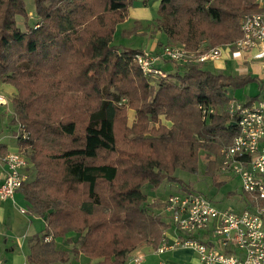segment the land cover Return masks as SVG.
<instances>
[{"label":"trees","instance_id":"trees-1","mask_svg":"<svg viewBox=\"0 0 264 264\" xmlns=\"http://www.w3.org/2000/svg\"><path fill=\"white\" fill-rule=\"evenodd\" d=\"M135 1L33 0V24L23 0H0V81L16 90L12 124L29 134L18 142L35 171L19 191L29 216L45 220L29 264L80 256L125 264L140 245L157 248L169 224L147 211L144 188L169 183L194 192L175 173L196 174L201 151L220 187V150L236 132L227 92L264 87L205 64L182 65L181 74L151 84L133 62L141 51L112 46ZM256 10V0H161L156 28L165 39L158 46L204 53L232 43L242 18ZM200 106L219 112L203 121ZM69 233L77 235L70 255L55 245Z\"/></svg>","mask_w":264,"mask_h":264},{"label":"built area","instance_id":"built-area-1","mask_svg":"<svg viewBox=\"0 0 264 264\" xmlns=\"http://www.w3.org/2000/svg\"><path fill=\"white\" fill-rule=\"evenodd\" d=\"M257 10L245 15L240 24V38L236 41L200 53L178 46H166L158 54L141 51L133 58L143 76L153 84L168 76L157 67L166 60L180 65L214 63L226 54L255 53L264 57V0H256ZM0 95V106H6ZM202 120L215 114L213 107H199ZM226 113L234 124L235 135L220 150V174L238 178L243 209H218L211 200L196 192L179 191L164 201L163 214L169 229L162 233L157 252L184 248L192 250L201 264H264V101L250 105L231 102ZM17 140L28 139L24 126L15 124ZM4 175L0 182V201L12 200L30 182L28 160L21 151L9 152L2 158ZM22 214L26 212L21 210ZM174 239L168 243V231ZM50 242V238L45 239ZM142 256L131 259L141 264ZM0 264H7L0 260Z\"/></svg>","mask_w":264,"mask_h":264},{"label":"crops","instance_id":"crops-1","mask_svg":"<svg viewBox=\"0 0 264 264\" xmlns=\"http://www.w3.org/2000/svg\"><path fill=\"white\" fill-rule=\"evenodd\" d=\"M161 0H136L132 7L128 10V17L127 19L120 25L116 27V31L114 34V39L112 46H114L118 51H129V50H137V51H148L152 52L153 54H158L161 52V48L158 44L160 41L165 39L164 35L156 28V23L158 20V9ZM155 28V29H154ZM154 29V30H153ZM142 37L146 41V45L143 48H130L127 47L129 45H123L122 42L124 40H130L133 37ZM119 38L120 41L116 45V38ZM259 56L257 54L250 53V54H226L223 53L221 59L217 62L211 63L214 64V72H220L227 75L232 76H243V75H250L252 77L257 78L262 85H264V60L260 61V65H253L255 67L254 71L256 74L252 75V70L248 69L245 66H250V63H253L257 60ZM264 58V57H263ZM229 61L230 63L236 62L244 67L248 73H237L236 70H232L230 68V73H225V63ZM205 66V65H204ZM157 67L162 70L167 76L171 79L172 76L176 75L177 73L181 74L183 72V66L180 64H175L172 62H168L166 60H162L157 63ZM244 71V70H243ZM236 74V75H235ZM0 95L3 96L6 101V106H0V108H5L7 110V114H0L2 116L4 123L11 124L13 118V111L12 108H9V101L12 102L10 98L16 95V90L13 89L12 86L4 84L0 81ZM258 101H260L258 99ZM262 101V100H261ZM257 102V101H256ZM246 104V101L244 102ZM4 112V111H3ZM132 112V111H131ZM133 119H134V113ZM2 121V120H1ZM133 121V120H132ZM12 137L14 141L12 142V138L8 135H4L0 137V182L4 175L5 169L2 163V158L9 152H17L21 151L20 145L18 140L13 133ZM33 171V170H32ZM32 173V174H31ZM28 174L30 177V182L35 178V172H30L28 170ZM147 196V195H146ZM169 196V195H168ZM148 198V197H147ZM150 201V200H148ZM16 204L18 208L24 210L26 212L27 204L24 201V198L20 191H18L12 200L7 201H0V243L4 245V250L7 252L8 256L11 257L10 263L11 264H29L27 261V253L26 248L30 250L32 246V240L36 235H40L43 231L42 229L34 235L24 234L21 238H18L16 242L14 238L19 230L22 229L24 226L23 220H17L14 216L15 212L12 209L13 204ZM152 203V201H150ZM26 214V213H25ZM27 223L30 226H33L34 221H41L45 226V220L31 217L27 215ZM34 227V226H33ZM171 233L168 232V243L171 244L174 239L173 230ZM58 240V239H57ZM56 240V241H57ZM159 247V246H158ZM157 247V248H158ZM150 245H142L133 251L128 257V260L125 264H133L131 259L135 256H142L143 261L141 264H201L196 256V254L190 249L184 248H175L166 250L162 254H159L156 250ZM0 260L10 264L6 259L0 258ZM95 261H90L84 257H78L75 261H72V264H94ZM53 264H62V263H53ZM68 264V263H65Z\"/></svg>","mask_w":264,"mask_h":264},{"label":"rangeland","instance_id":"rangeland-1","mask_svg":"<svg viewBox=\"0 0 264 264\" xmlns=\"http://www.w3.org/2000/svg\"><path fill=\"white\" fill-rule=\"evenodd\" d=\"M26 6V9L29 13V18H31V23H34V17H33V10H34V4L33 0H23ZM18 26L23 29V21L18 18L17 19ZM155 29V28H154ZM153 29V30H154ZM119 38H116V45L119 43ZM123 45H129L127 47L130 48H143L147 44L146 41L142 37H133L130 40H124L122 42ZM173 45V44H168ZM263 57L257 58L253 63H250V66H245L248 69L252 70V75L256 74V71H254L255 66L253 65H260V61H263ZM214 64L206 63L204 68L213 71ZM225 73H230V68L232 70H236L237 73H248L247 70L244 69L243 66L240 64H237L236 62L230 63L229 61H226L225 63ZM184 70V67H183ZM244 70V71H243ZM236 75V74H235ZM257 75V74H256ZM158 81H154L153 84H156ZM14 89V88H13ZM15 90V89H14ZM228 96L230 97L231 102L235 103H244L248 98L253 97H259V100L264 101V87L262 89H259L258 83H251L247 85L246 87L238 90H229ZM12 100V98H10ZM9 108H12V102L9 101ZM215 113L219 112L218 108H215ZM4 111V112H3ZM13 111V108H12ZM7 110L5 108H0V114H7ZM2 116L0 115V137L4 135H8L12 138V142L14 141V138L12 137L13 133L15 134L17 127L15 124H5L3 119H1ZM2 120V121H1ZM133 120V114L131 111L128 112V123L131 124ZM162 124L169 126L170 124L166 122L163 118H161ZM15 142V141H14ZM21 152L25 155L26 159L28 160V170L30 172H33L32 164L29 161V154L28 151H24L21 149ZM206 153L204 151L200 152V158L198 161V170L196 174H189L180 170H177L175 173V176L182 180L187 186L193 189L194 192L200 193L203 196L207 197L211 200L212 204L217 207L218 209H227L232 208L235 211H240L243 209V204L240 201L242 191L240 187V182L238 178L234 177L231 174L222 175L219 172V167L215 171V176L217 178L218 183H222L220 187H217L214 184V181L211 177V175L207 174L206 172V164L209 160L205 159ZM211 158V157H210ZM213 158H211L212 160ZM33 170V171H32ZM35 172V171H34ZM32 174V173H31ZM30 183V182H29ZM28 183V184H29ZM181 191L180 186L178 184H169V183H163L158 189L153 190L150 186H146L143 190V192L147 195V202L145 204V207L147 208V211L157 217H159L162 221H164L166 224H169L167 217L163 214V206L164 201L167 199L168 195L174 194ZM152 203H150V201ZM12 206V209L14 210V216L17 218V220H23L24 226L21 230H19L14 238V241L18 238H21L25 233L28 235H34L37 232H39L42 227L44 228V224L41 221H32L33 226L31 225L29 228V225L27 223V215H29V209L27 207L26 214H22L20 212V209L18 206L14 203ZM37 217V216H33ZM38 218V217H37ZM167 231V230H165ZM164 231V232H165ZM168 232L171 233L169 230ZM51 239V238H50ZM57 240V239H56ZM55 240L56 248L60 251H63L70 255V252L72 248L74 247L76 241H77V235L74 233H69L63 238H59L57 241ZM33 243V240H32ZM33 245V244H32ZM145 245V244H142ZM140 245V246H142ZM139 246V247H140ZM138 247V248H139ZM26 253L29 255L30 250L26 248ZM130 255V254H129ZM128 255V256H129ZM83 257V256H81ZM0 258L6 259L10 263L11 257L8 256L7 252L4 250V245L0 243ZM85 258V257H84ZM129 257H127L126 261ZM72 259L68 262V264H72ZM75 261V260H74ZM11 264V263H10Z\"/></svg>","mask_w":264,"mask_h":264},{"label":"water","instance_id":"water-1","mask_svg":"<svg viewBox=\"0 0 264 264\" xmlns=\"http://www.w3.org/2000/svg\"><path fill=\"white\" fill-rule=\"evenodd\" d=\"M233 126H234V124H233Z\"/></svg>","mask_w":264,"mask_h":264}]
</instances>
